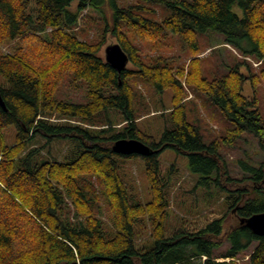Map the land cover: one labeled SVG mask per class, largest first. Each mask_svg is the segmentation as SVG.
Returning a JSON list of instances; mask_svg holds the SVG:
<instances>
[{
  "label": "trees",
  "instance_id": "obj_1",
  "mask_svg": "<svg viewBox=\"0 0 264 264\" xmlns=\"http://www.w3.org/2000/svg\"><path fill=\"white\" fill-rule=\"evenodd\" d=\"M73 1L0 0V97L6 108L0 106V264H237L253 243L248 264H264V236L238 222L264 213V156L232 177L221 153L244 134L257 139L264 152V113L258 98L243 92L246 81L254 93L264 83V0H143L169 11L160 21L139 13L143 5L77 0L73 12ZM105 4L110 20L100 11ZM85 9L99 11L104 21L97 43L73 33ZM205 32L221 34L243 61L205 77L198 58V34ZM107 35L128 55L131 69L118 74L99 56ZM169 35L187 46L191 60L185 68L162 55L143 57L135 41L159 49ZM248 59L258 63L257 70ZM182 82L219 112L227 126L223 136L205 140L188 121ZM139 84L172 94L158 141L137 126L147 110L139 106ZM79 85L86 104L68 98ZM52 116L85 127L53 124ZM9 127L15 131L11 146L3 133ZM36 139L44 146L70 142L72 154L63 160L39 156ZM119 139L138 140L152 154H116L112 145ZM165 150L188 158L199 185H214L224 194L223 216L199 230L166 235L170 177L162 175L159 158ZM133 157L145 164L151 195L145 204L129 201L119 175L117 158ZM103 203L114 230L111 238L103 228ZM140 220L150 227L148 247L135 240Z\"/></svg>",
  "mask_w": 264,
  "mask_h": 264
},
{
  "label": "rangeland",
  "instance_id": "obj_2",
  "mask_svg": "<svg viewBox=\"0 0 264 264\" xmlns=\"http://www.w3.org/2000/svg\"><path fill=\"white\" fill-rule=\"evenodd\" d=\"M120 6L143 5L144 10L140 11L142 15L153 20L160 21L168 16L169 11L164 8L162 3H152L143 0H117ZM78 8V1L74 0L70 6V10L75 12ZM105 17L110 20V10L105 4L101 9ZM103 19L99 11L85 9L80 13L77 26L73 29V33L84 41L97 43L100 41ZM136 45L140 48V53L144 57H155L162 55L173 60L174 66L186 67L191 60V55L187 50V46L182 42L179 36L169 35L167 40L159 49H154L148 41L135 39ZM117 40L110 35L104 38L103 45L99 52V56L104 60L105 48L116 44ZM199 52L198 58L202 62L204 76L211 78L216 74L226 72L227 66H233L243 59L236 53L234 49L224 44L221 34L215 32H205L198 34ZM3 51L7 52L6 48ZM253 63H251L250 61ZM254 70L258 69V65L254 66V61L248 59ZM127 69H131V63L127 64ZM242 73L248 79L246 67L241 69ZM184 104L187 112L188 121L197 125L205 140H211L214 137L220 138L225 133L227 126L223 122L219 112L210 106L204 98L196 96L189 90L185 83ZM3 85V80L0 79ZM141 94L139 106L145 105L147 110L137 120L138 128L148 135H152L158 141L163 131L164 117L172 107V94L169 90L162 93H154L150 89L138 85ZM68 96L69 100L77 104H86L85 88L83 85L72 87ZM256 93L252 90L249 81L244 85V95L248 98L256 96L260 103L262 112L264 113V83L256 88ZM53 124L82 126L84 125L73 121H61L52 116L48 119ZM123 124L116 125V130ZM7 145L11 146L15 143V131L13 127L3 130ZM35 147L40 149L39 156L50 159L63 160L65 156L71 155L72 146L69 142H53L44 146V140L36 139ZM43 147V148H41ZM223 158L227 163L230 175L232 177H240L248 171L246 168L256 166L255 161L264 156V152L260 150L257 139H253L251 135L244 134L231 146H223L221 148ZM161 173L167 177L169 175V184L165 188V193L169 199V207L167 209V217L165 221L166 235L177 231H196L204 227L210 221L220 218L226 212L224 204V194L220 193L218 188L211 185L210 189L199 185V177L190 173L188 170V158L176 154L172 150H165L160 155ZM119 165V175L126 184L128 198L131 203L145 204L151 200L149 184L145 172L144 161L140 157L133 158H117ZM169 173V174H168ZM103 228L106 238L114 235V230L110 223V213L108 207L103 203ZM135 240L139 247L151 245L150 227L147 220H140L134 226ZM253 243L245 252L238 255L237 264H248V255L254 248ZM222 251V250H220Z\"/></svg>",
  "mask_w": 264,
  "mask_h": 264
},
{
  "label": "water",
  "instance_id": "obj_3",
  "mask_svg": "<svg viewBox=\"0 0 264 264\" xmlns=\"http://www.w3.org/2000/svg\"><path fill=\"white\" fill-rule=\"evenodd\" d=\"M104 61L121 74L129 63L128 55L122 50L121 46L116 43L105 48ZM0 106L5 110V105L0 97ZM114 153L123 156H140L145 157L152 154V150L134 139H119L112 145ZM239 224L246 226L255 236H264V213L253 214L248 218H240Z\"/></svg>",
  "mask_w": 264,
  "mask_h": 264
},
{
  "label": "built area",
  "instance_id": "obj_4",
  "mask_svg": "<svg viewBox=\"0 0 264 264\" xmlns=\"http://www.w3.org/2000/svg\"><path fill=\"white\" fill-rule=\"evenodd\" d=\"M258 63H254V66H257ZM61 121H66V120H61ZM68 121V120H67ZM69 122H73V121H69ZM226 261H229L228 259H226Z\"/></svg>",
  "mask_w": 264,
  "mask_h": 264
},
{
  "label": "crops",
  "instance_id": "obj_5",
  "mask_svg": "<svg viewBox=\"0 0 264 264\" xmlns=\"http://www.w3.org/2000/svg\"><path fill=\"white\" fill-rule=\"evenodd\" d=\"M217 261H223V259H217Z\"/></svg>",
  "mask_w": 264,
  "mask_h": 264
}]
</instances>
